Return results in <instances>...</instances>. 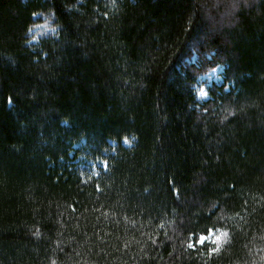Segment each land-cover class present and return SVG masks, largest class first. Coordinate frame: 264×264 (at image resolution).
I'll use <instances>...</instances> for the list:
<instances>
[{"label":"trees","instance_id":"trees-1","mask_svg":"<svg viewBox=\"0 0 264 264\" xmlns=\"http://www.w3.org/2000/svg\"><path fill=\"white\" fill-rule=\"evenodd\" d=\"M0 264H264V0H0Z\"/></svg>","mask_w":264,"mask_h":264},{"label":"rangeland","instance_id":"rangeland-1","mask_svg":"<svg viewBox=\"0 0 264 264\" xmlns=\"http://www.w3.org/2000/svg\"><path fill=\"white\" fill-rule=\"evenodd\" d=\"M193 57H191L192 59ZM212 76H216L215 73L211 74ZM200 94H205L204 90L200 91ZM200 100H203V98L200 97ZM212 237H218V236H224L223 233H215L211 235ZM217 247H220V245H216Z\"/></svg>","mask_w":264,"mask_h":264},{"label":"bare ground","instance_id":"bare-ground-1","mask_svg":"<svg viewBox=\"0 0 264 264\" xmlns=\"http://www.w3.org/2000/svg\"><path fill=\"white\" fill-rule=\"evenodd\" d=\"M41 31L40 30H37L36 34H40ZM127 140L126 139H122V143H125ZM115 149L116 147H114L112 150H111V153L113 154L115 152ZM103 157L106 158V154L102 153Z\"/></svg>","mask_w":264,"mask_h":264},{"label":"water","instance_id":"water-1","mask_svg":"<svg viewBox=\"0 0 264 264\" xmlns=\"http://www.w3.org/2000/svg\"><path fill=\"white\" fill-rule=\"evenodd\" d=\"M55 31V30H54ZM51 32H53V29H51Z\"/></svg>","mask_w":264,"mask_h":264},{"label":"snow or ice","instance_id":"snow-or-ice-1","mask_svg":"<svg viewBox=\"0 0 264 264\" xmlns=\"http://www.w3.org/2000/svg\"><path fill=\"white\" fill-rule=\"evenodd\" d=\"M191 246V245H190ZM212 251H215V249H213Z\"/></svg>","mask_w":264,"mask_h":264}]
</instances>
